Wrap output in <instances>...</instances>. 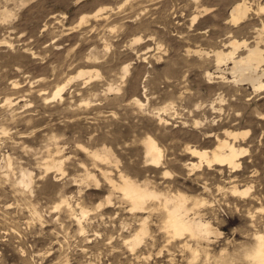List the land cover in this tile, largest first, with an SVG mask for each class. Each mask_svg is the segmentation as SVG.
Instances as JSON below:
<instances>
[{"label": "rangeland", "instance_id": "1", "mask_svg": "<svg viewBox=\"0 0 264 264\" xmlns=\"http://www.w3.org/2000/svg\"><path fill=\"white\" fill-rule=\"evenodd\" d=\"M75 1L0 0V264H211L213 254L231 244L234 230L252 238L263 233L264 121L257 112L264 113V93L219 78L208 83L204 73L214 71L213 58L193 53L225 41L237 0ZM247 1L252 8L264 3ZM98 9V17L90 16ZM82 15L87 22L79 24ZM254 19L246 20L237 39L249 36ZM136 36L141 42L130 45ZM80 69H97L101 77L72 79L61 97L52 98ZM108 84L119 91L107 92ZM219 93L222 110L212 112L209 103ZM196 120L202 124L195 126ZM228 128L249 129L236 142L247 149L240 166L188 174L181 166L189 160L185 147L211 149L216 140L204 132L221 138ZM146 135L164 152L158 173L143 166L140 141ZM103 143L129 176L185 194L188 206L209 222L208 237L172 240L160 210L130 212L80 149ZM52 158L60 168L47 170ZM164 170L172 175L162 176ZM88 171L101 179L99 189ZM23 172L31 179L27 187L19 184ZM234 186L250 192L234 196ZM107 195L112 206L99 208ZM147 214L148 232L134 250L125 241Z\"/></svg>", "mask_w": 264, "mask_h": 264}, {"label": "bare ground", "instance_id": "2", "mask_svg": "<svg viewBox=\"0 0 264 264\" xmlns=\"http://www.w3.org/2000/svg\"><path fill=\"white\" fill-rule=\"evenodd\" d=\"M79 1L80 0H76L75 2ZM101 9L96 10L90 16L98 17ZM206 11V8L203 9V12ZM228 13V19L225 22V24H227L225 41L220 44L218 49H212L210 51L196 49L193 50V53L204 60L213 58L215 66L213 69L214 71H206L204 73V77L208 83H214V78H219V81L222 83L232 84L233 86H237V89L242 90L243 88L250 87L254 93H264V3H259L256 8H252L247 0H237L232 4ZM199 14L200 12L195 15L193 14L191 25L197 23ZM251 15H254L255 19L252 24L248 25L251 29L249 36L237 39V33L246 26L245 22ZM87 16L82 15L79 19V24L83 21L87 22ZM79 24L77 25L79 26ZM141 40L142 38L140 36H136L131 40L130 45H135V43L141 42ZM129 65V63L124 65V75L128 73ZM223 66L226 68H222ZM92 70H78L75 75H71L65 80V82L58 85L51 97H61V92L72 79H82L83 83H88L95 78L101 77L100 72L97 69ZM105 88L107 92L114 90L119 91V87H114L112 84H108ZM136 100L142 104L138 99ZM223 100V96L219 93L217 97L209 103L210 108L213 110L212 112L222 110L220 105ZM86 103L89 102L87 101ZM216 103H218V107L216 106ZM159 118L160 120H163V118ZM257 118L264 121V113L257 112ZM194 124L195 126L201 125L202 121L200 122L199 120H196L194 121ZM223 130V137L221 138H219L216 133L204 132V137H214L216 140V144L211 149H198L192 145H187L185 147L184 153L189 156V160L184 161L181 166L185 170L187 169L188 174H192L195 170L200 171L203 167L210 169L213 166H218L236 170L240 166V157L245 154L247 149L237 145L236 142L239 138L244 139L245 136H247L249 129L234 131L228 128ZM140 144L142 145L141 147H143V166L152 169V172L154 173H158L161 167H165L162 147L151 135H146L142 138ZM80 149L83 152L86 151L88 153L103 182L111 188V191L120 193L121 199L128 204L130 212L150 213L152 210H160V215L163 214V228L172 240L184 239L186 237H189L190 239H202L208 237V234L211 232L209 222L199 215L200 213L196 212L197 210L193 211V207L188 206V197L185 194L179 192L172 193V191L170 192L168 189L166 191L156 190L151 186V183L153 182L151 178L140 180L129 176L126 173V170L120 167L119 159L114 156V151L111 145L103 143L100 149L92 151H89L85 146L80 145ZM192 158H195V160H191ZM56 160L52 158L50 161L46 162V165L48 166L47 170L51 168H60L61 161L58 162ZM88 175L90 176V179L93 180L94 185L96 186L95 189H99L98 187L101 185V179L95 174L89 173V171ZM170 175L172 174L169 170H164L162 172V176L170 177ZM30 182V177H26L23 172L19 184L27 187ZM231 192L234 196L244 197L250 192V187L238 188L234 186L231 188ZM112 204L110 195H107L105 203L100 205L99 208H108L111 207ZM55 207L57 208L58 205ZM80 213L81 220L85 217L86 211L81 210ZM149 215L150 214H147V216L141 220L139 228L131 237L126 239L125 243L129 245L130 248L135 250L142 245L144 237L148 232L147 218ZM262 238H264V232H255L253 234V239L259 240ZM185 245H187V243H185ZM192 255H194V258L196 257L195 250L194 253L192 252Z\"/></svg>", "mask_w": 264, "mask_h": 264}, {"label": "clouds", "instance_id": "3", "mask_svg": "<svg viewBox=\"0 0 264 264\" xmlns=\"http://www.w3.org/2000/svg\"><path fill=\"white\" fill-rule=\"evenodd\" d=\"M236 234L239 232L234 230L232 242L224 251L213 254L211 264H264V238L257 240L239 234L240 239H236Z\"/></svg>", "mask_w": 264, "mask_h": 264}]
</instances>
